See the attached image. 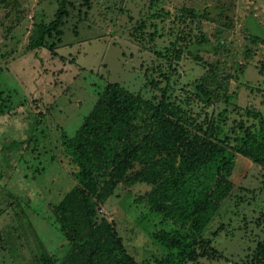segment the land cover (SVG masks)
I'll use <instances>...</instances> for the list:
<instances>
[{
  "label": "rangeland",
  "instance_id": "1",
  "mask_svg": "<svg viewBox=\"0 0 264 264\" xmlns=\"http://www.w3.org/2000/svg\"><path fill=\"white\" fill-rule=\"evenodd\" d=\"M59 2L0 0V264H57L66 253L52 214L75 185L61 138L74 135L106 85L149 99L158 93L147 77L163 70L173 100L200 119H224L231 142L241 123L255 125L249 114L264 116V0H68L62 35L47 39L53 49L33 48L34 25L51 22ZM185 11L201 18L200 28ZM201 34L209 43L197 49ZM173 43L183 56L171 69L156 53ZM207 71L218 75L225 100L203 108L193 85ZM234 161L232 192L192 264H250L264 243V170ZM149 189L118 185L95 218L114 224L137 264H159L165 254L153 234L166 226L140 201Z\"/></svg>",
  "mask_w": 264,
  "mask_h": 264
},
{
  "label": "trees",
  "instance_id": "2",
  "mask_svg": "<svg viewBox=\"0 0 264 264\" xmlns=\"http://www.w3.org/2000/svg\"><path fill=\"white\" fill-rule=\"evenodd\" d=\"M67 5L68 0H60L51 22L34 25L33 48L53 49L47 39L59 40L62 35ZM184 13L200 28L197 14ZM192 43L200 49L209 41L201 34ZM175 46L165 54L156 53L171 69V60L183 56V48ZM169 83L163 70L156 79L147 77V86L158 93L149 99L108 84L74 135L62 136L75 185L52 206L66 246L57 264H137L126 254L114 224L95 220L118 185L137 183L150 187L140 201L166 226L153 234L165 250L159 264L195 263L204 255L196 251L204 250L208 242L204 231L232 192L235 156L264 170V116L249 114L255 125L241 123L232 143L223 134L222 118L215 122L204 114L200 119L187 103L173 100ZM193 87V98L203 108L225 100L216 73L207 71ZM250 264H264V243L252 251Z\"/></svg>",
  "mask_w": 264,
  "mask_h": 264
}]
</instances>
